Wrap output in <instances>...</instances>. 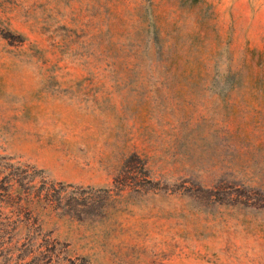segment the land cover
<instances>
[{"label": "rangeland", "instance_id": "374dc122", "mask_svg": "<svg viewBox=\"0 0 264 264\" xmlns=\"http://www.w3.org/2000/svg\"><path fill=\"white\" fill-rule=\"evenodd\" d=\"M0 264H264V0H0Z\"/></svg>", "mask_w": 264, "mask_h": 264}]
</instances>
